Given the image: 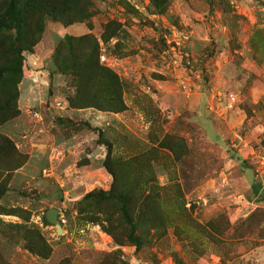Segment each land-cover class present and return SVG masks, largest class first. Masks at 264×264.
Returning <instances> with one entry per match:
<instances>
[{
  "label": "rangeland",
  "instance_id": "374dc122",
  "mask_svg": "<svg viewBox=\"0 0 264 264\" xmlns=\"http://www.w3.org/2000/svg\"><path fill=\"white\" fill-rule=\"evenodd\" d=\"M19 2V39L0 29V68L29 48L0 79V264H264V0ZM104 162L153 190L139 248L115 202L85 199L112 186Z\"/></svg>",
  "mask_w": 264,
  "mask_h": 264
},
{
  "label": "trees",
  "instance_id": "16d2710c",
  "mask_svg": "<svg viewBox=\"0 0 264 264\" xmlns=\"http://www.w3.org/2000/svg\"><path fill=\"white\" fill-rule=\"evenodd\" d=\"M24 7L19 2V0H8V3L0 15V29L4 28H12L16 30V39H19V35L21 33V26L24 22ZM70 44L71 38L68 39ZM29 50L25 46L16 45L14 46V58L13 60L6 66L0 68V79L3 77L5 73L9 76V82H12V85H16L20 82L23 74V61H24V51ZM77 64L72 65V69L76 71V76L78 80L86 75V72L90 74L91 77H96L94 73H96V69L104 70V68L98 66L96 63L88 64L85 66L86 70L83 72L82 67L81 71L77 69ZM71 70V67H68ZM67 68V69H68ZM84 68V67H83ZM90 70L91 72H89ZM90 81V80H89ZM94 83V82H93ZM105 91V90H104ZM107 92V91H106ZM114 103V102H113ZM120 104H111L110 109L114 111H118ZM107 147V154L109 155L111 151L110 144H106ZM104 166L106 170L112 175L113 182L112 186L109 190H93L88 192L85 195L86 200H95L96 202H115L118 206V212L120 218L128 225L129 230L125 237L132 241L137 248H139L143 242L141 233L138 232V225L141 221V217L143 215L150 216L153 214V210L155 209L154 206L156 205V199L151 192L147 194L138 193L137 190L139 189V183H120L116 184L115 180V173L107 164L104 162ZM151 217V216H150ZM154 219L153 217H151ZM150 218V219H151ZM108 233L112 235L114 240L121 244V240L117 238V236L111 232V230H106ZM110 231V232H109ZM26 248L34 253H43L46 250V245L43 239L38 236L36 240L34 236L29 235L27 238Z\"/></svg>",
  "mask_w": 264,
  "mask_h": 264
},
{
  "label": "water",
  "instance_id": "95a60500",
  "mask_svg": "<svg viewBox=\"0 0 264 264\" xmlns=\"http://www.w3.org/2000/svg\"><path fill=\"white\" fill-rule=\"evenodd\" d=\"M57 214V210L55 208H51L49 209L45 216H46V219L49 221V222H52V221H55L56 220V215Z\"/></svg>",
  "mask_w": 264,
  "mask_h": 264
}]
</instances>
